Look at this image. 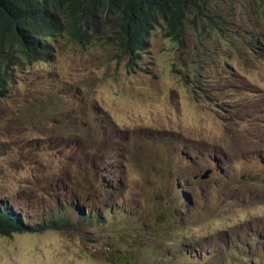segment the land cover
Masks as SVG:
<instances>
[{
    "label": "rangeland",
    "instance_id": "1",
    "mask_svg": "<svg viewBox=\"0 0 264 264\" xmlns=\"http://www.w3.org/2000/svg\"><path fill=\"white\" fill-rule=\"evenodd\" d=\"M205 1L132 62L62 41L18 69L0 205L30 228L0 264H264V0Z\"/></svg>",
    "mask_w": 264,
    "mask_h": 264
},
{
    "label": "trees",
    "instance_id": "2",
    "mask_svg": "<svg viewBox=\"0 0 264 264\" xmlns=\"http://www.w3.org/2000/svg\"><path fill=\"white\" fill-rule=\"evenodd\" d=\"M202 2L206 8L205 0H0V96L8 92L19 68L52 60L61 40L116 47L129 62L150 47L151 32L161 24L170 39L182 43L183 26ZM185 79L194 90L203 87L200 80ZM99 217L92 209L84 219ZM62 222L59 218L32 231ZM29 228L13 210L0 205V235Z\"/></svg>",
    "mask_w": 264,
    "mask_h": 264
},
{
    "label": "clouds",
    "instance_id": "3",
    "mask_svg": "<svg viewBox=\"0 0 264 264\" xmlns=\"http://www.w3.org/2000/svg\"><path fill=\"white\" fill-rule=\"evenodd\" d=\"M153 31H154V30H153ZM153 31H152V32H153ZM152 32H151V34H152ZM150 38H151V37H150ZM62 41H66V40H61L60 43H61ZM60 43L57 45V47H59ZM150 46H151V40H150ZM57 47H56V49H57ZM149 48H150V47H149ZM55 53H56V50H55ZM54 55H55V54H54ZM53 58H54V56H53ZM53 58H52V59H53ZM50 61H51V60H50ZM48 62H49V61H48ZM45 63H46V62H45ZM25 67H27V66H25ZM21 68H23V67H21ZM21 68H19V69H21ZM17 71H18V70H17ZM16 73H17V72H16ZM15 80H16V74H15ZM15 80H14V81H15ZM13 83H14V82H13Z\"/></svg>",
    "mask_w": 264,
    "mask_h": 264
},
{
    "label": "water",
    "instance_id": "4",
    "mask_svg": "<svg viewBox=\"0 0 264 264\" xmlns=\"http://www.w3.org/2000/svg\"><path fill=\"white\" fill-rule=\"evenodd\" d=\"M209 175V172H206L205 175L203 176V178H207Z\"/></svg>",
    "mask_w": 264,
    "mask_h": 264
}]
</instances>
